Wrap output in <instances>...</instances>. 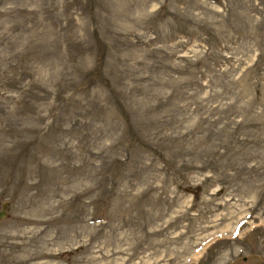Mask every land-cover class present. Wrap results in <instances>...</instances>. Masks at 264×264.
<instances>
[{
    "label": "rangeland",
    "instance_id": "obj_1",
    "mask_svg": "<svg viewBox=\"0 0 264 264\" xmlns=\"http://www.w3.org/2000/svg\"><path fill=\"white\" fill-rule=\"evenodd\" d=\"M0 264H264V0H0Z\"/></svg>",
    "mask_w": 264,
    "mask_h": 264
},
{
    "label": "water",
    "instance_id": "obj_2",
    "mask_svg": "<svg viewBox=\"0 0 264 264\" xmlns=\"http://www.w3.org/2000/svg\"><path fill=\"white\" fill-rule=\"evenodd\" d=\"M5 216V205L2 204L0 208V218Z\"/></svg>",
    "mask_w": 264,
    "mask_h": 264
}]
</instances>
